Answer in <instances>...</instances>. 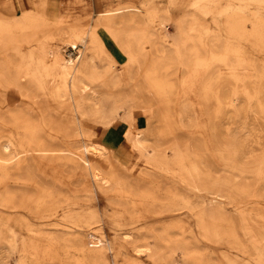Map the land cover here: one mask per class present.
Returning a JSON list of instances; mask_svg holds the SVG:
<instances>
[{"label":"rangeland","instance_id":"1","mask_svg":"<svg viewBox=\"0 0 264 264\" xmlns=\"http://www.w3.org/2000/svg\"><path fill=\"white\" fill-rule=\"evenodd\" d=\"M0 264H264V0H0Z\"/></svg>","mask_w":264,"mask_h":264},{"label":"bare ground","instance_id":"2","mask_svg":"<svg viewBox=\"0 0 264 264\" xmlns=\"http://www.w3.org/2000/svg\"><path fill=\"white\" fill-rule=\"evenodd\" d=\"M68 45L71 46L72 48H75L76 47L75 42H70ZM55 56H57V55H55ZM58 57H59V59H58L57 65L56 64L55 65L58 66V69L61 71V73L63 75L68 76L67 81H69L70 86L73 89L77 90L78 87H79V83L81 82V79L78 78V76H76L73 73V71H74L73 69H74L75 62L80 59V56L78 55V56H76V57L73 58L70 55H68L67 57H65V56H61L60 57V55H59ZM55 59L56 58H54V60ZM84 87L85 86L83 85L79 89L84 90ZM4 148H6V145L4 146ZM83 149L85 150V152H88V153H91V154H96V153H99V152L102 151V148L99 147V146H96V145H84ZM82 162H83V164L85 166L89 165V163L86 162V161H84V159H82ZM92 176H93V178L95 180H99L100 179L99 174H96L93 170H92Z\"/></svg>","mask_w":264,"mask_h":264},{"label":"crops","instance_id":"3","mask_svg":"<svg viewBox=\"0 0 264 264\" xmlns=\"http://www.w3.org/2000/svg\"><path fill=\"white\" fill-rule=\"evenodd\" d=\"M125 148L126 147L122 145V140H119L116 144L113 145L112 153H117L119 156H121V153Z\"/></svg>","mask_w":264,"mask_h":264}]
</instances>
